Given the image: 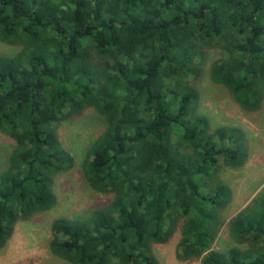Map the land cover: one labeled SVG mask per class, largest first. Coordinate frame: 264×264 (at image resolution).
<instances>
[{
    "label": "trees",
    "instance_id": "trees-1",
    "mask_svg": "<svg viewBox=\"0 0 264 264\" xmlns=\"http://www.w3.org/2000/svg\"><path fill=\"white\" fill-rule=\"evenodd\" d=\"M223 39L208 76L244 110L264 100V0H0V131L14 144L0 173V248L19 220L56 203L72 157L54 124L93 107L105 120L86 150L89 186L112 198L53 220L49 249L69 264H159L153 245L180 229L181 258L264 264V193L229 222L250 247L211 249L232 191L222 164L248 156L237 126L195 113L203 45Z\"/></svg>",
    "mask_w": 264,
    "mask_h": 264
},
{
    "label": "rangeland",
    "instance_id": "rangeland-1",
    "mask_svg": "<svg viewBox=\"0 0 264 264\" xmlns=\"http://www.w3.org/2000/svg\"><path fill=\"white\" fill-rule=\"evenodd\" d=\"M223 43L221 38L204 44L202 55L196 59L199 69L197 77L190 75L185 78L198 92L194 112L205 115L211 129L237 126L247 136L248 156L244 164L238 168L222 164L219 169V176L230 187L232 195L230 202L220 212L222 223L211 246L212 250L218 252H226L232 247L241 250L250 247L247 240L232 235L229 222L240 211L251 207L264 193V100L258 110H244L226 88L210 80L209 66L224 55ZM21 47L0 41V56H13ZM54 127L59 141L72 157V165L53 177L55 205L48 211L15 223L12 234L0 248V264H69L53 255L49 249L53 220L86 217L112 198L110 193L93 190L82 172L87 148L105 127L103 116L93 107H87L79 114H68ZM13 144V140L0 131V173L7 166ZM180 239L181 232L177 228L165 243L153 245V254L159 264H200L201 256H179Z\"/></svg>",
    "mask_w": 264,
    "mask_h": 264
}]
</instances>
